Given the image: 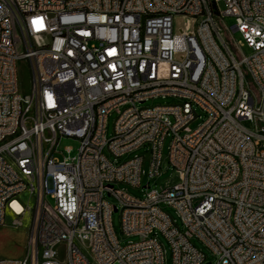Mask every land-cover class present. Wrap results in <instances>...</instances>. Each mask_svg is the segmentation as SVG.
Returning a JSON list of instances; mask_svg holds the SVG:
<instances>
[{"label": "built area", "instance_id": "obj_1", "mask_svg": "<svg viewBox=\"0 0 264 264\" xmlns=\"http://www.w3.org/2000/svg\"><path fill=\"white\" fill-rule=\"evenodd\" d=\"M167 138L177 183L117 186L142 188L144 155L105 149L148 145L152 178ZM119 209L139 236L126 245ZM8 214L26 243L0 264H264V0H0V226Z\"/></svg>", "mask_w": 264, "mask_h": 264}, {"label": "rangeland", "instance_id": "obj_2", "mask_svg": "<svg viewBox=\"0 0 264 264\" xmlns=\"http://www.w3.org/2000/svg\"><path fill=\"white\" fill-rule=\"evenodd\" d=\"M221 6L224 7V3H221ZM177 19L175 21V24H177ZM190 22V21H188ZM226 22L228 25H233L235 23L234 18L228 16L226 18ZM234 36L236 39H241L242 35L239 32H235ZM247 52H250L249 48H246ZM19 87L21 91L27 92L30 88V74H29V69L28 65L24 61L19 62ZM172 100L171 98H158V99H153V100H148L145 104L146 105H152L156 102L162 103V102H167ZM200 112V111H199ZM116 117V112H113L112 114L109 115L108 117V129H107V135L108 137H111L113 134V122ZM204 119V115H201L200 117H197L191 124L190 127L192 129L198 127L202 120ZM245 124L248 127H251V123L246 121ZM169 138H167L164 141L163 144V161H162V168H161V174L156 175L154 177H150L148 175L149 171V163L151 159V153H150V148L149 146H143L137 150H135L132 153H129L125 156H123L121 159H116L114 156L110 155L108 149H105V154L110 157L114 162H121L124 160L129 159L135 154H143L144 155V163H143V170L144 173L142 174V188H136L130 185L126 184H118L117 186L126 189L127 191L131 192L132 194L142 197L145 195V193L154 188L161 189L166 186H172L173 184L177 183L179 181L178 173L174 169V167L171 165L168 159V148H169ZM79 140L73 137H64L60 140L57 151H58V156L60 158L65 156H71L73 157L74 155L77 154L78 148H79ZM67 146L72 147V150L70 152L66 151L65 148ZM147 182H149V186L147 185ZM108 199L113 202L117 203L115 198L112 196H108ZM164 209L170 212L174 217H176V213L171 208L170 206L163 205ZM12 221V216L10 214L7 215L6 217V224L0 226V258H21L24 255V248H25V243H26V235H27V226L28 222L25 220L24 225L15 227L11 225ZM180 223V222H179ZM113 224L115 231L117 233V237L120 241V244L126 245L129 242L136 241L139 239V236L137 235H126L122 232L120 226H121V214H120V209L118 211H115L113 213ZM160 240L163 241L165 244L167 251L170 255V250L168 243L166 242L165 238L159 234ZM193 243L198 246L199 248H202L206 255H207V261L214 260L215 257L211 254V251L206 248L201 241L198 239L194 238L192 239ZM61 257H64V251H61ZM118 264V263H114Z\"/></svg>", "mask_w": 264, "mask_h": 264}, {"label": "bare ground", "instance_id": "obj_3", "mask_svg": "<svg viewBox=\"0 0 264 264\" xmlns=\"http://www.w3.org/2000/svg\"><path fill=\"white\" fill-rule=\"evenodd\" d=\"M96 105H103V98H96Z\"/></svg>", "mask_w": 264, "mask_h": 264}]
</instances>
